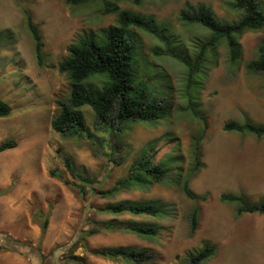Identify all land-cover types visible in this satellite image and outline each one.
Here are the masks:
<instances>
[{"label":"rangeland","instance_id":"rangeland-1","mask_svg":"<svg viewBox=\"0 0 264 264\" xmlns=\"http://www.w3.org/2000/svg\"><path fill=\"white\" fill-rule=\"evenodd\" d=\"M186 1L203 2L225 20L239 17L224 0H88L70 4L67 0H0V99L11 103L12 113L0 117V142L14 138L19 145L0 153V264H128L102 258L94 253L104 246L148 248L159 255L156 264L187 263L190 253L205 242L217 246L216 256L204 264H264V214L236 217L239 202H222V193L244 195L250 202L264 201V136L227 132L228 120L243 123L247 118L264 124V71L249 70L247 63L258 56L264 30L243 33V57L233 69L227 46L207 52L206 59L217 64L209 68L191 91L199 96L197 106L205 112L209 128L201 144L203 166L189 181L191 190L206 200L198 201L199 227L190 233L189 215L195 200L188 198L175 170L169 182L154 183L148 191L121 189L114 196L101 197L96 190H108L129 174L136 160L152 140L160 138L154 162L163 161L181 172V182L195 165L193 139L204 132L203 122L187 108V68L168 55L155 56L163 44L145 31L132 28L141 46L140 69L147 61L157 70L150 79L151 94L173 102L170 117L158 123L127 121L106 124L93 107L82 108L89 133H59L52 127L60 102L71 93L67 74L59 63L69 46L91 32L117 23L115 5L122 9L153 15L167 25L175 48L191 55L196 40H205L210 31L182 22L180 10ZM28 15L41 35V52L30 29ZM203 82V84H202ZM196 101V98H193ZM70 160L74 172L67 161ZM59 176H52L50 170ZM85 179V180H82ZM69 182L85 183L84 192ZM82 180V181H81ZM256 181V183H255ZM247 183V184H245ZM124 199L163 200L172 206L166 218L129 214H102L95 208ZM49 214V225L41 236L36 213ZM42 220V219H41ZM156 222L157 239L133 232L101 230L82 238L94 221ZM13 246L6 249L4 246Z\"/></svg>","mask_w":264,"mask_h":264},{"label":"trees","instance_id":"trees-1","mask_svg":"<svg viewBox=\"0 0 264 264\" xmlns=\"http://www.w3.org/2000/svg\"><path fill=\"white\" fill-rule=\"evenodd\" d=\"M88 0H67L70 4H81ZM143 0H134L140 4ZM231 11H237L239 17L233 20H225L218 16L209 4L199 2L197 4L186 1L180 10L179 18L187 24H196L210 31L205 40L194 41V54L191 55L185 49H176L178 39L171 36L170 28L158 22L153 15L122 9L118 4L111 11L118 14L117 23L111 24L102 30V34L91 32L69 46V54L59 63V71L67 74L70 80L71 93L66 101L60 102V112L53 118L52 127L59 133H72L81 135L89 133L83 106L90 105L98 117L106 124L122 125L127 121H139L143 123H158L160 120L170 117L174 106L168 98L153 96L150 88V79L157 68H152V62L147 61V71L144 73L141 66V46L138 47L137 38L132 28L145 31L158 39L164 46L162 49H154L155 56L170 54L187 68V93L190 101L187 108H191L193 115L203 122L204 132L197 135L192 142L195 165L191 172L181 182L182 174L176 168L168 167L163 161L154 162V157L159 146V139L148 143L141 155L131 163L129 174L124 180H119L108 190H96L94 192L101 197L114 196L121 189L137 188L148 191L154 183L169 182V174L174 171L175 181L183 186L185 195L195 200L189 215L190 233L194 234L199 227L200 207L198 201L206 200L196 195L189 186L193 175L203 166L201 160V144L208 130V117L201 110L199 96H192L191 91L197 86L200 78H206L209 68L216 65L214 59H206L207 52L218 48L224 43L229 51L230 62L233 69H237L243 57V47L240 38L246 31L264 30V0H224ZM30 29L36 40L38 52H41V35L36 24L28 15ZM1 49V46H0ZM249 70L264 71V42L258 46V56L247 63ZM203 84V82H202ZM193 98H196L194 101ZM13 111L10 102L0 99V117H7ZM223 130L253 134L258 138L264 136V124L256 123L247 118L243 123L236 120H228L223 124ZM19 145L14 138H8L0 142V153L15 148ZM70 170L74 168L70 160L67 161ZM52 176H59L56 170H50ZM85 180V179H82ZM81 180V181H82ZM73 188L84 192L85 183L69 182ZM4 191L0 190V194ZM222 202H239L236 209V217L247 213L264 214V201L250 202L244 195L222 193ZM102 214L123 215L129 214L138 217L166 218L172 213V206L163 200H132L124 199L110 202L102 207L95 208ZM36 219L41 221L42 238L49 225V214L36 213ZM42 219V220H41ZM90 230L82 231V238L93 236L101 230L130 231L141 237L157 239L160 226L156 222H118L111 220L107 223H97ZM6 249L13 246L5 245ZM92 253L106 259L122 261L128 264H156L159 255L148 248L134 246H104ZM217 254V246L212 242H205L195 252L188 256L187 263L204 264L212 260ZM84 258H78L80 264H84Z\"/></svg>","mask_w":264,"mask_h":264},{"label":"crops","instance_id":"crops-1","mask_svg":"<svg viewBox=\"0 0 264 264\" xmlns=\"http://www.w3.org/2000/svg\"><path fill=\"white\" fill-rule=\"evenodd\" d=\"M255 183H256V181H255ZM245 184H247V183H245Z\"/></svg>","mask_w":264,"mask_h":264}]
</instances>
